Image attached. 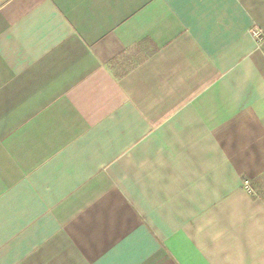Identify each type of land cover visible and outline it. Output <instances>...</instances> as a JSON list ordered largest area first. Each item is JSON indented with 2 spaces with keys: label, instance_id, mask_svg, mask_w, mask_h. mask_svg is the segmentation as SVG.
I'll return each instance as SVG.
<instances>
[{
  "label": "crops",
  "instance_id": "0c3cea01",
  "mask_svg": "<svg viewBox=\"0 0 264 264\" xmlns=\"http://www.w3.org/2000/svg\"><path fill=\"white\" fill-rule=\"evenodd\" d=\"M264 0H0V264H264Z\"/></svg>",
  "mask_w": 264,
  "mask_h": 264
},
{
  "label": "built area",
  "instance_id": "2783aa9c",
  "mask_svg": "<svg viewBox=\"0 0 264 264\" xmlns=\"http://www.w3.org/2000/svg\"><path fill=\"white\" fill-rule=\"evenodd\" d=\"M252 34L255 36L259 44H262L264 42V35L260 28L254 27L252 29Z\"/></svg>",
  "mask_w": 264,
  "mask_h": 264
}]
</instances>
